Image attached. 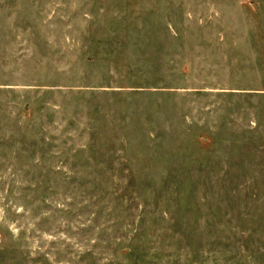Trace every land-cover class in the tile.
<instances>
[{
    "label": "rangeland",
    "instance_id": "374dc122",
    "mask_svg": "<svg viewBox=\"0 0 264 264\" xmlns=\"http://www.w3.org/2000/svg\"><path fill=\"white\" fill-rule=\"evenodd\" d=\"M0 264H264V0H0Z\"/></svg>",
    "mask_w": 264,
    "mask_h": 264
}]
</instances>
